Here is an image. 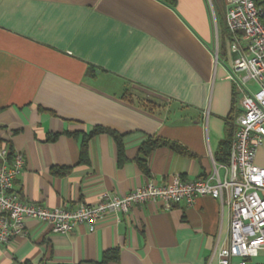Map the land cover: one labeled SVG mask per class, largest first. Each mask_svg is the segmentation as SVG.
I'll return each instance as SVG.
<instances>
[{
  "label": "crops",
  "instance_id": "0c3cea01",
  "mask_svg": "<svg viewBox=\"0 0 264 264\" xmlns=\"http://www.w3.org/2000/svg\"><path fill=\"white\" fill-rule=\"evenodd\" d=\"M225 13V0H0V146L24 156L10 192L74 208L223 163L227 122L242 110L230 46L244 47L221 26ZM254 162L264 167V141ZM229 220L209 195L147 201L67 234L26 218L0 243V264H220ZM111 249L118 259L101 263ZM250 260L264 264V250Z\"/></svg>",
  "mask_w": 264,
  "mask_h": 264
},
{
  "label": "built area",
  "instance_id": "2783aa9c",
  "mask_svg": "<svg viewBox=\"0 0 264 264\" xmlns=\"http://www.w3.org/2000/svg\"><path fill=\"white\" fill-rule=\"evenodd\" d=\"M225 24L244 41L230 46L232 58L228 78L241 93V112L236 117L228 163H214L205 177L190 180L180 176L167 183L152 181L134 187L125 195L103 193L94 204L74 208H49L21 200L10 192L24 164L20 151L0 146V243L22 235L25 219L45 223L50 231L67 234L79 223L93 230L107 214H124L147 201L162 200L165 207L197 195H209L230 211L228 241L217 248L220 264H258L250 260L264 250V167L255 164L256 148L264 141V0H225ZM248 83L256 86L247 87ZM226 170L220 178L218 167Z\"/></svg>",
  "mask_w": 264,
  "mask_h": 264
},
{
  "label": "trees",
  "instance_id": "16d2710c",
  "mask_svg": "<svg viewBox=\"0 0 264 264\" xmlns=\"http://www.w3.org/2000/svg\"><path fill=\"white\" fill-rule=\"evenodd\" d=\"M170 6H173L176 2V0H160ZM263 23H264V19H263ZM224 30L226 32H229L227 27H226V24H225V18H224V23L222 22V25ZM228 120V119H227ZM235 121V119H234ZM234 121L232 120L231 121V117H230V121L227 122V129H226V135H225V138L222 140V142L220 143V147H219V151L217 152L216 154V160L219 161V162H223V163H228L229 161V152H230V146H231V141H232V138H233V135H234V129H235V124H234ZM104 129L101 128V127H96L94 128L88 135H86L84 138H83V141H82V144H81V160H84L85 159V148H86V140L89 136L93 135V134H96L98 132H101L103 131ZM113 136L115 137V140L117 142V146L118 143H119V136L115 133H113ZM157 145V142L156 141H151V140H148L147 142H145V146L148 149H151L153 148L154 146ZM175 148H178L175 146ZM10 152H12L10 150V148H8ZM141 167L145 170V165L143 163H141ZM56 173H59V174H62V173H65L66 170L65 169H56L55 170ZM118 259V250L117 249H111V250H108V251H105L102 255V259H101V263H106L108 261H111V260H117Z\"/></svg>",
  "mask_w": 264,
  "mask_h": 264
},
{
  "label": "rangeland",
  "instance_id": "374dc122",
  "mask_svg": "<svg viewBox=\"0 0 264 264\" xmlns=\"http://www.w3.org/2000/svg\"><path fill=\"white\" fill-rule=\"evenodd\" d=\"M247 87L253 89V84L252 83H248Z\"/></svg>",
  "mask_w": 264,
  "mask_h": 264
}]
</instances>
